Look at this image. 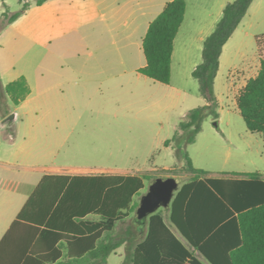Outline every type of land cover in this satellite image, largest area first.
I'll use <instances>...</instances> for the list:
<instances>
[{
	"label": "crops",
	"instance_id": "1",
	"mask_svg": "<svg viewBox=\"0 0 264 264\" xmlns=\"http://www.w3.org/2000/svg\"><path fill=\"white\" fill-rule=\"evenodd\" d=\"M170 1L48 0L42 5L33 4L0 30V75L3 84L7 85L24 75L32 89L30 95L17 105L7 98L15 115L11 123H4L6 118L0 111L2 256L16 264H39L38 260L59 264L75 260V256L68 255L64 234L72 235L70 239H80L83 219L89 221V227L103 221L102 215L96 211L89 212L84 218L76 215L81 208L82 188L80 181L75 179L131 173L114 172V168L103 166L105 162L95 156L96 146L86 144L94 132L107 133L112 126L83 121L88 113H94L90 109L95 101L115 99L114 93H120L122 97L116 99L126 103L122 107L125 109L119 110L125 116L129 115L131 103L149 95L134 85L146 81L142 77L146 75L140 72V68L147 63L143 41L150 23ZM232 1L199 3L205 15L192 16L195 25L189 38L191 44L195 43L203 51L206 38L222 18L225 6ZM188 10L187 3L185 18L174 42L171 81H156L163 84L160 88L164 91L150 95L156 96L155 104L164 111L171 110L185 93L174 83V74L176 46L187 22ZM107 33L111 37L110 42ZM263 33L264 0H254L220 56L219 71L224 62L230 63L227 50L232 46L242 61V64L228 66L231 73L227 88L228 93L234 95L236 106L240 90L259 72L261 58L256 37ZM91 42L92 49L82 52L81 48ZM252 45L253 55L249 56L247 47ZM185 46L189 47L188 41ZM201 62L197 60L193 64L191 73ZM217 97L219 120H222L226 108L230 118L233 114H240L238 106L232 109L226 98ZM207 103L206 100L202 105ZM239 130L231 121L220 130L223 138L231 144L228 145V154L235 145L232 136L227 137L228 132L237 131V138L242 141L240 148L237 147L242 148L244 154L252 152L254 145L260 142L259 138L264 142L260 134L252 133L248 128L241 126ZM103 138L106 140L107 136ZM167 139L164 146L171 148L165 145ZM106 146L102 143V147ZM262 146L264 148V143ZM204 170L215 177H235L234 172H259L264 178V168L257 167L224 168L220 172ZM68 192L70 195L59 211L58 207ZM91 201L90 204L96 203ZM21 214L24 215L21 217ZM17 221L20 223L15 225ZM167 224L188 244L171 218ZM94 232L89 229L85 235ZM31 239L35 240L31 242ZM33 249L41 255L40 258L33 254ZM196 255L205 264H211L200 252ZM78 259L77 264H81V258Z\"/></svg>",
	"mask_w": 264,
	"mask_h": 264
},
{
	"label": "trees",
	"instance_id": "2",
	"mask_svg": "<svg viewBox=\"0 0 264 264\" xmlns=\"http://www.w3.org/2000/svg\"><path fill=\"white\" fill-rule=\"evenodd\" d=\"M48 0H19L22 8L10 14L7 9L0 15L7 23L13 22L30 6L42 5ZM254 0L229 2L214 31L206 38L202 51V62L192 72L199 82V92L207 104L191 109L179 123L166 146L174 143L177 155L186 161L194 175L176 192L170 206L171 221L186 238L184 243L165 220L164 211L159 209L149 216L141 227L137 224L135 239L138 242L133 254V264H205L196 252H200L211 264H264V178L259 172L232 173L235 177L209 176V172L196 168L183 144L195 143L202 130V123L208 115L219 117V100L215 91V80L220 68V56L224 45L238 28ZM4 6L7 3L4 2ZM186 0H172L150 23L143 41L147 63L140 72L155 81L170 83L174 42L184 21ZM4 26V27H5ZM3 27V28H4ZM261 66L258 74L250 78L237 96V106L247 128L264 139V33L256 37ZM32 89L26 76L4 85L0 75V111L4 118L12 115L7 98L17 105L25 100ZM153 174L96 175L77 177L81 183V208L76 215L83 218L92 211L101 214L103 221L89 227V221L82 222L80 239L67 238L68 255L75 260L59 264H106L112 251L123 244L115 237L116 228L135 212L145 180H153ZM70 191V190H69ZM68 192L58 207L62 208L68 199ZM91 198V199H90ZM96 201L90 204V201ZM91 201V202H92ZM24 214H21V217ZM20 221L15 223L18 224ZM14 227V225H13ZM95 230L90 235L87 231ZM140 233V234H139ZM140 236V237H139ZM35 239H31L33 242ZM42 240V239H39ZM48 240V239H45ZM6 241V240H5ZM33 254L39 255L34 249ZM39 264H48L38 260ZM0 264H16L2 256Z\"/></svg>",
	"mask_w": 264,
	"mask_h": 264
},
{
	"label": "rangeland",
	"instance_id": "3",
	"mask_svg": "<svg viewBox=\"0 0 264 264\" xmlns=\"http://www.w3.org/2000/svg\"><path fill=\"white\" fill-rule=\"evenodd\" d=\"M212 0H186L189 6L188 18L183 28V33L179 38L175 51V74L174 83L185 90V93L178 98L177 104L172 106L171 110L164 111L161 107L155 104L151 94H161L164 90L160 87L159 82L152 80L146 76H142L146 81L136 85L140 91H144L146 97L143 100L135 101L128 107L129 115L125 116L119 110L123 104L120 93H114L115 99L97 100L91 105L90 111L83 122L93 123L97 125L106 124L112 130L109 132H94L92 138L86 141L90 146H96L97 152L95 156L100 157L105 163L103 166L114 168V172H122L124 174H140L151 173L156 179L161 176H174L182 186L190 181L194 173L187 167L186 161L179 158L177 155L178 147L171 143V148L164 146V140L174 136L178 124L184 119L189 110L199 105L206 103L204 97L199 92V82L192 76L190 68L199 60L202 61V50L198 49L196 44H191L189 41L190 35L193 34L192 20L193 15L203 17L204 9L199 6L201 2H210ZM4 2L7 6H4ZM197 3V4H196ZM22 8V3L19 0H0V15L7 9L10 14ZM7 23V19L0 20V30ZM108 35V42L111 37ZM192 38V37H191ZM188 41L189 47L186 48L185 42ZM87 47H82L81 51L86 52L92 49L93 43H88ZM252 47H247L248 55H253ZM230 63L224 62L216 79V93L220 98H226L232 109H237L234 102V95L228 93L227 85L230 82L231 69L228 66L233 64H242L241 58L236 55V48L232 46L227 50ZM231 94V95H230ZM148 96V97H147ZM229 96V98L227 97ZM126 104V103H125ZM124 104V105H125ZM105 111L106 113H103ZM225 113L222 120L214 115H208L203 123L202 130L197 136L195 143L185 145L183 148L189 153L192 158L193 165L199 169H207L212 172H220L224 168H264V148L263 140L254 145L252 152L244 154L237 146L241 145V140L237 138V131L240 127L247 128V125L241 114H233L230 117ZM238 111V110H237ZM231 121L237 126V131L228 132L227 137L232 136L235 145H232L231 154L228 150L231 145L228 140H225L221 133V128L226 126V123ZM107 136L105 140L103 137ZM102 143L108 146L102 147ZM153 180H145V187L141 190V194L135 196L134 201H141L142 196L148 191ZM164 211L166 221L170 223V208H160ZM137 210L124 221L119 222L116 228L115 237L124 241V244L115 251L109 258L106 259V264H133L132 258L138 242L142 239H135L137 234V224H134ZM140 237V236H139Z\"/></svg>",
	"mask_w": 264,
	"mask_h": 264
},
{
	"label": "water",
	"instance_id": "4",
	"mask_svg": "<svg viewBox=\"0 0 264 264\" xmlns=\"http://www.w3.org/2000/svg\"><path fill=\"white\" fill-rule=\"evenodd\" d=\"M14 118L15 115L12 114L4 120V123H11ZM180 186V182L174 176H161L154 179L148 191L141 198L135 221L143 227L147 224L150 215L162 207L170 208Z\"/></svg>",
	"mask_w": 264,
	"mask_h": 264
}]
</instances>
